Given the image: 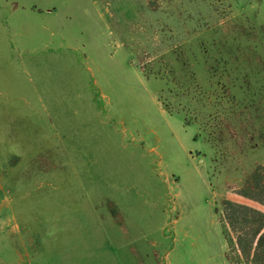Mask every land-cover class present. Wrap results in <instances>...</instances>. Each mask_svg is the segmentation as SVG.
<instances>
[{
  "label": "rangeland",
  "instance_id": "374dc122",
  "mask_svg": "<svg viewBox=\"0 0 264 264\" xmlns=\"http://www.w3.org/2000/svg\"><path fill=\"white\" fill-rule=\"evenodd\" d=\"M258 168L264 0H0V264H248Z\"/></svg>",
  "mask_w": 264,
  "mask_h": 264
},
{
  "label": "trees",
  "instance_id": "16d2710c",
  "mask_svg": "<svg viewBox=\"0 0 264 264\" xmlns=\"http://www.w3.org/2000/svg\"><path fill=\"white\" fill-rule=\"evenodd\" d=\"M264 168L248 176L239 195L264 206ZM224 223L234 232L239 254L248 264H264V214L231 202L223 203Z\"/></svg>",
  "mask_w": 264,
  "mask_h": 264
},
{
  "label": "water",
  "instance_id": "95a60500",
  "mask_svg": "<svg viewBox=\"0 0 264 264\" xmlns=\"http://www.w3.org/2000/svg\"><path fill=\"white\" fill-rule=\"evenodd\" d=\"M5 203L3 202L1 206H3Z\"/></svg>",
  "mask_w": 264,
  "mask_h": 264
}]
</instances>
